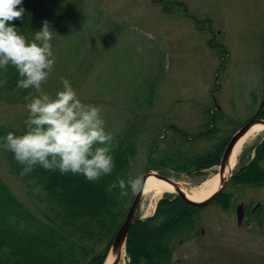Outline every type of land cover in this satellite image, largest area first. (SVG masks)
Returning a JSON list of instances; mask_svg holds the SVG:
<instances>
[{"label":"rangeland","instance_id":"374dc122","mask_svg":"<svg viewBox=\"0 0 264 264\" xmlns=\"http://www.w3.org/2000/svg\"><path fill=\"white\" fill-rule=\"evenodd\" d=\"M180 1L182 6L168 8L157 0H86L79 4L64 21L53 49L55 68L44 91L54 96L62 90L61 78L68 79L82 102L102 109L106 130L113 136L139 107L151 121L165 115V122L196 131L204 120L201 103L217 96L219 108L235 121L229 125L232 131L254 114L258 103L252 91L260 93L263 88L264 0ZM215 43L225 47L224 55ZM153 82L155 98L148 109L144 101ZM27 103L0 98V122L24 125ZM151 135L148 129L139 141L132 177L143 176L147 169ZM263 137L264 132L245 144L235 169L241 165L244 150L250 153ZM153 152L157 158L159 153ZM219 166L202 172L179 171L171 178L193 188L219 173ZM0 177L20 200L35 208L36 198L1 153ZM225 191L234 193L231 206L207 205L200 228L204 231L197 239L180 242L174 261L264 264V186L229 184ZM175 193L165 192L154 199L144 193L137 214L141 218L153 215L159 199ZM244 205L258 212L257 218L253 213L245 219L237 217ZM127 261L125 250L119 264Z\"/></svg>","mask_w":264,"mask_h":264},{"label":"trees","instance_id":"16d2710c","mask_svg":"<svg viewBox=\"0 0 264 264\" xmlns=\"http://www.w3.org/2000/svg\"><path fill=\"white\" fill-rule=\"evenodd\" d=\"M84 1L23 0L24 18L12 23L31 40L43 22L48 21L57 34L54 33L51 41L54 49L68 13ZM157 1H163L167 8L182 6L180 0ZM215 45L222 55L226 53L222 44ZM261 65L264 74V40ZM18 80L14 68L0 70V81H6L0 84L1 99L12 103L26 101L24 97L30 90L18 89ZM155 87L153 82L144 101L148 109L154 103ZM252 98L258 103L254 113L263 105L259 116L264 118V75L262 91H252ZM201 107L204 120L196 131L165 122V115L151 121L148 113L139 107L114 136L112 174L97 182H90L82 175L61 174L42 167L22 177V166L16 162L14 154L0 147L12 171L36 198L35 208L29 207L0 177V264H104L134 196L129 190L128 196L122 197L120 189H111L110 185L118 179L132 177L139 141L147 130L152 133L147 168L171 177L175 172L189 169L202 172L221 163L232 135L246 122L230 131L229 125L235 121L219 108L217 96L201 103ZM24 131L25 124L17 127L0 122V143L9 132L20 135ZM154 150L159 153L157 158L152 157ZM249 150L250 153L248 150L242 153L241 165L236 168L230 185L264 186V137ZM233 197V192L224 191L214 202L228 208ZM205 207L189 204L178 193L165 194L153 215L132 225L126 244L127 264H172L181 240L199 237ZM246 210L250 212L249 205Z\"/></svg>","mask_w":264,"mask_h":264},{"label":"clouds","instance_id":"9594fccd","mask_svg":"<svg viewBox=\"0 0 264 264\" xmlns=\"http://www.w3.org/2000/svg\"><path fill=\"white\" fill-rule=\"evenodd\" d=\"M22 4L23 0H0V70L14 68L19 76L17 88L30 90L24 97L28 116L25 131L20 135L9 132L0 147L14 154L22 177L42 167L97 182L115 168L114 136L106 130L102 109L82 102L68 79L61 78L62 90L54 96L44 91L56 64L51 43L55 32L44 21L33 39L21 34L12 22L23 20ZM117 187L122 197L129 190L137 195L143 191L144 178L118 179L110 185Z\"/></svg>","mask_w":264,"mask_h":264},{"label":"water","instance_id":"95a60500","mask_svg":"<svg viewBox=\"0 0 264 264\" xmlns=\"http://www.w3.org/2000/svg\"><path fill=\"white\" fill-rule=\"evenodd\" d=\"M264 104V103H263ZM263 106V105H262ZM262 106L259 108V110L253 115L251 116L238 130H236V132L232 135L231 139L229 140L223 155H222V159H221V163L219 166V175L221 176V184L219 185V187L211 194L209 195L207 198L202 199V200H195L192 199L191 197H189V195L185 192V190L183 189V187L181 186V184L179 183V181L162 175L157 171L151 170L149 168L146 169V171L143 174V178H144V188L142 193H139L137 195H134L132 202L129 206V209L127 211V214L125 216V219L121 225V227L119 228L116 237L113 241V244L111 246L110 249V253L114 254V259L109 263V264H119L122 256H123V250H126V244H127V238H128V234L130 232V229L132 227V225L139 219H141V217L137 214V211L140 207L142 198L144 196V192H145V185L147 182L148 177L151 174H154L157 178L159 179H163L165 181H168L169 183H172L175 187V192L178 193L180 196H182V198H184L189 204L191 205H195V206H206L209 205L210 203L214 202L217 197L223 193L226 188L228 187L230 180L235 172V168L233 170H231L229 176H225V172L228 168V166H231V162H232V156H233V151L235 149V146L237 144V142L239 141V139L255 124L258 122H261L264 124V118L259 116V113L262 109Z\"/></svg>","mask_w":264,"mask_h":264},{"label":"bare ground","instance_id":"6f19581e","mask_svg":"<svg viewBox=\"0 0 264 264\" xmlns=\"http://www.w3.org/2000/svg\"><path fill=\"white\" fill-rule=\"evenodd\" d=\"M264 132V124L261 122L255 123L237 142L235 149L233 151L232 156V162L231 166L229 165L225 176H229L231 170H233L237 162L239 160V156L242 152L243 147L245 144L256 137H258L259 134ZM185 192L195 200H202L207 198L209 195H211L221 184V176L219 173L214 174L213 176L209 177L207 180H205L200 186L189 188L186 187L183 183L179 182ZM175 187L172 183H169L168 181H165L163 179L157 178L154 174H151L146 182L145 185V194L149 193L152 195L153 199L160 197L165 192L174 191ZM125 255V249L123 250V256ZM114 259V254L110 253L106 264H109Z\"/></svg>","mask_w":264,"mask_h":264},{"label":"flooded vegetation","instance_id":"af4514ba","mask_svg":"<svg viewBox=\"0 0 264 264\" xmlns=\"http://www.w3.org/2000/svg\"><path fill=\"white\" fill-rule=\"evenodd\" d=\"M250 213H253L254 216L257 218V214H256V212H254V211H250V212H248V211L246 210V205H244V212H240V213L238 212V213H237V217H238V216H242L241 219H245L246 216H248ZM240 222H242V221H240ZM201 231L203 232L204 229H201ZM197 238H198V237H197ZM197 238H195V239H197ZM192 240H193V239H192ZM181 241H185V240H181ZM174 260H175V259H173L172 264H184L183 261H181V260H178L177 262L174 261Z\"/></svg>","mask_w":264,"mask_h":264}]
</instances>
